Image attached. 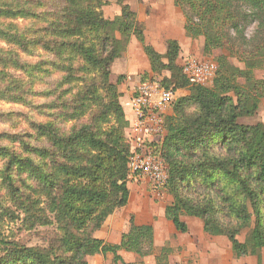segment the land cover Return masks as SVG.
<instances>
[{"label": "trees", "instance_id": "trees-1", "mask_svg": "<svg viewBox=\"0 0 264 264\" xmlns=\"http://www.w3.org/2000/svg\"><path fill=\"white\" fill-rule=\"evenodd\" d=\"M52 1L61 7L0 0V44L7 47H0V101L40 118L29 124L31 134L0 132V264H89L109 254L113 264H128L121 251L141 259L154 254V228L133 218L120 244L95 236L130 199L129 121L112 67L134 37L153 73H174L168 88L190 89L166 118L162 157L173 197L166 218L182 233L183 217L198 218L206 234L228 239L235 258L263 264L264 125L240 120L256 117L264 100V79L256 77L264 70V0H172L189 37L203 38L206 51L226 53L217 57L211 87L192 85L178 70L177 41L164 55L148 45L144 26L122 0L114 20L104 17V0ZM7 222L53 234L47 246L30 247L1 232ZM170 253L165 246L158 264H169Z\"/></svg>", "mask_w": 264, "mask_h": 264}, {"label": "rangeland", "instance_id": "rangeland-1", "mask_svg": "<svg viewBox=\"0 0 264 264\" xmlns=\"http://www.w3.org/2000/svg\"><path fill=\"white\" fill-rule=\"evenodd\" d=\"M34 1H38L42 5H44V10L52 11L53 9L61 7L60 1ZM120 1L121 0H104L106 5L103 8V13L106 19L114 20L116 17L121 15L122 6L120 4ZM122 2L130 6L132 11L137 14L139 22L144 26L145 36L147 35L151 42L155 41L156 43L157 39V44L155 45L158 49H161L166 37H168V43L171 41H177L179 45L180 42L186 45L185 40L187 38L192 39L185 32V16L176 2L168 0H122ZM17 23L25 24L22 20L18 21ZM251 32L252 29L248 31V34H250ZM132 39L135 40L136 38L134 37ZM192 41L193 42L190 45L191 47L188 52L189 54H184L185 51H183L182 54L181 49L180 56L177 60L178 70H180L183 75V67L188 60H196L200 63H217V57L221 54H226L224 51L218 50L215 51V53L210 52L207 54L206 50L202 46L200 38L192 39ZM0 47L7 48L5 44H0ZM141 47L142 45L139 42L138 44H136V46L131 44V54H123L124 56L120 58L121 60L117 59L118 61H115L116 64L113 71L114 74H118L119 71L125 67V63H130V61H132V64L136 66L137 69L143 72L144 67L146 65L148 66L150 64V61L147 60L148 58L146 55H144L145 53L140 54ZM39 52L41 54H44L42 51ZM211 54H213V56ZM180 58L182 59L180 60ZM21 59L24 62L31 64H35L36 62H38V58H28L24 55L21 56ZM232 62L237 67H243L242 64L237 62L235 59H233ZM163 63L168 65V61L166 59H163ZM12 73L17 77L20 76L19 73ZM150 73L142 74L140 78L142 82H140L145 83L152 80V83L156 85L157 88H160L161 90H172L175 93V100L173 101V103L166 106V109H164L163 111H157V115H159L163 120L164 133L159 134L158 141H155L152 144L148 143V146L153 147L155 155L165 163L162 157V146L164 143V138L167 135L166 118L169 116L167 114L171 112V115H173V108L176 101L181 97L190 95V89L184 88L176 90L173 84L170 86V88H168L166 82L172 80L174 75V73L169 69L163 70L159 74L153 73L152 71ZM256 77L261 80L264 79V70L257 71ZM186 79L192 85H197L192 83L187 77ZM127 80L128 77L125 75L119 76L117 80L116 75L112 77L113 83H119L118 89L119 86L124 84V82ZM47 82L52 86V79L47 80ZM212 84L213 82L209 83L206 86L211 87ZM36 88L40 90V88L42 87L39 84ZM134 94H132L130 104L135 96ZM37 98L39 97H35V100H37L38 102ZM158 100L159 96H156L155 102H157ZM126 102L127 100H123V105L125 104V106L127 107L128 104ZM0 115V120H2L0 122V132L9 131L10 133H13V130L19 129L21 131H25L23 132L25 134H31L32 130L29 124L33 122L32 120H37V118L40 119L35 111L29 110L22 105L11 104L4 101H0ZM257 123H262L264 125V100L261 103L260 111L256 117L242 118L240 120V124L244 125H253ZM129 133L131 135L130 131ZM166 184L158 186L148 178L131 173L128 181V188L130 190V199L128 205L122 209L117 210L106 221L105 228L103 230L97 231L95 233V236L109 243L105 239L111 237V232L108 231V229H110L111 227L120 228L118 232L123 229L122 231H124L125 233L129 230L130 221L133 218L134 222L137 225H151L155 229V231H157V238L160 240L157 242V244L160 246H155L156 249L154 251V254L143 259H141L136 254L121 251L120 255L122 256L124 262L128 264H158L157 258L160 256L161 251L165 246L171 249V253L169 254L168 258L169 264H258V258L254 256L240 259L235 258L228 239L226 237H212L210 235H207L204 231L203 221L198 218H190L186 216L183 217V221L188 228V231L186 233L178 231L175 227L172 228V230H170V228H167L168 223L164 221V218L165 220L167 219L166 208L173 203V197L168 192ZM168 221L171 222L170 220ZM1 232L5 236L15 238V240H18L20 243L30 247L47 246L48 244L46 240L51 238L53 234L52 229L44 228H38L33 232H28L22 229V227L20 226V222H17L15 224H9L8 222L5 223L4 228ZM112 239L114 240L115 237H112ZM239 239L241 242H244L246 239V233H243ZM123 252L129 254L124 253L125 255H122ZM88 261L89 264H113V257L111 254L107 256L97 255L95 257L89 258ZM262 263L264 264V249L262 252Z\"/></svg>", "mask_w": 264, "mask_h": 264}, {"label": "built area", "instance_id": "built-area-1", "mask_svg": "<svg viewBox=\"0 0 264 264\" xmlns=\"http://www.w3.org/2000/svg\"><path fill=\"white\" fill-rule=\"evenodd\" d=\"M217 71L218 64L214 62L188 60L183 67L184 75L192 83L202 86L214 82ZM156 96H159L157 102ZM174 100V91L161 90L151 80L140 84L131 102V109L136 117L127 130L131 132L129 137L127 135L131 145V173L148 178L158 186L167 183L168 167L155 155L153 147L148 146L147 142L152 144L154 139H159V134L164 133L163 120L157 114Z\"/></svg>", "mask_w": 264, "mask_h": 264}, {"label": "crops", "instance_id": "crops-1", "mask_svg": "<svg viewBox=\"0 0 264 264\" xmlns=\"http://www.w3.org/2000/svg\"><path fill=\"white\" fill-rule=\"evenodd\" d=\"M168 1H172V0H168ZM174 3V2H173ZM175 6V5H174ZM175 7H177V6H175ZM178 8V7H177ZM178 11V10H177ZM147 36V35H146ZM172 39V38H171ZM146 40H147V42H148V44H150L158 53H160V54H162V55H164V54H166V52H167V49H168V37H166V39H165V41H164V44L162 45V47H161V49H158L157 47H156V45L155 44H157V39H156V43H155V41H153V42H151L150 41V39H149V37L147 36L146 37ZM176 40V39H175ZM180 41V40H179ZM200 41H201V43H202V46H203V48H204V39L203 38H200ZM192 39H189V38H187L186 40H185V44L187 45H184V44H182L181 42H180V46H181V49H182V54H183V51H185V53L184 54H189L188 52H189V49H190V45L192 44ZM131 44L132 45H134V46H136V44H138V41L135 39H132L131 40V43H130V46L128 47V50L124 53V54H131V52H130V49H131ZM202 51H203V49H202ZM207 52V54L208 53H210V51H206ZM211 53H215V51H212ZM140 54H144V52H143V50H142V47H141V53ZM192 54V53H191ZM145 55V54H144ZM212 56H213V54H211ZM124 56V55H123ZM146 57V56H145ZM124 58V57H123ZM122 58V59H123ZM125 58H126V56H125ZM124 58V59H125ZM182 58H180V60H181ZM121 60V59H120ZM148 60V59H147ZM118 61V60H117ZM116 61V62H117ZM116 62L114 63V65H113V69H112V77H114L115 75H116V80L118 79V77L119 76H123V75H125V76H127L128 77V80L127 81H125L124 82V84H122V85H120L119 86V91H120V93L122 94V98H121V101H122V105H123V100H127V107L125 106V104L123 105V108H124V111H125V114H126V118H127V120L129 121V126H131L132 125V123L135 121V113L131 110V104H130V101H131V97H132V94H134V93H136L137 92V90H138V87L140 86V84H141V75L142 74H146V73H150L151 72V68H150V64L147 66H145L144 67V71L142 72V71H140L139 69H137L136 68V66H134L133 64H132V61H130V63H125V67L122 69V70H120L119 71V73L118 74H114V68H115V64H116ZM178 64V63H177ZM183 64V63H182ZM151 74V73H150ZM141 81V82H140ZM136 91V92H135ZM124 94V95H123ZM135 95V94H134ZM166 109V108H165ZM167 115H171V112L170 113H168ZM131 128V127H130ZM129 131H127V135H128V137H129ZM155 141H158V140H153V142H155ZM147 143H150V142H147ZM163 218H164V216H163ZM164 221H166V223H168V227L167 228H170V230H172V228H174V225L171 223V222H169L167 219L165 220V218H164ZM105 228V224H104V226L101 228V230H103ZM119 229L120 228H115V227H111L110 229H108V231H110L111 232V237L110 238H105V237H103V238H105L109 243H112V244H120V242H121V239H122V235H123V233H124V231H122V230H120V232H118L119 231ZM154 231H155V229H154ZM115 234V235H114ZM208 235V234H207ZM117 236H118V239H117ZM112 237H115V239L113 240L112 239ZM103 240V239H102ZM113 240V241H112ZM105 241V240H104ZM155 246H160V245H158L157 244V242L158 241H160L158 238H157V231H155ZM156 248V247H155ZM125 252H123V254L122 255H125V254H129V253H125Z\"/></svg>", "mask_w": 264, "mask_h": 264}]
</instances>
